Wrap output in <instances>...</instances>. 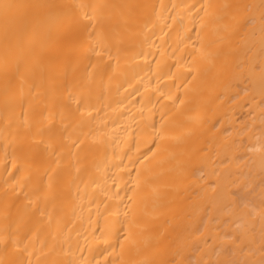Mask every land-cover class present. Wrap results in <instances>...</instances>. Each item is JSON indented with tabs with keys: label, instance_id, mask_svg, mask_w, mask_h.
<instances>
[{
	"label": "bare ground",
	"instance_id": "bare-ground-1",
	"mask_svg": "<svg viewBox=\"0 0 264 264\" xmlns=\"http://www.w3.org/2000/svg\"><path fill=\"white\" fill-rule=\"evenodd\" d=\"M0 264H264V0H0Z\"/></svg>",
	"mask_w": 264,
	"mask_h": 264
}]
</instances>
